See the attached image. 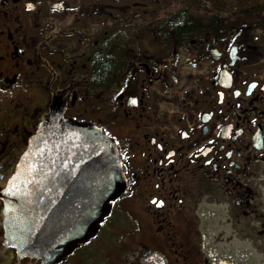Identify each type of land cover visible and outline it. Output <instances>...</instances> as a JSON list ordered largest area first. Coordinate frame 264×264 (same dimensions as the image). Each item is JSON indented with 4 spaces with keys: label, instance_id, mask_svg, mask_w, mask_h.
I'll use <instances>...</instances> for the list:
<instances>
[{
    "label": "flooded vegetation",
    "instance_id": "af4514ba",
    "mask_svg": "<svg viewBox=\"0 0 264 264\" xmlns=\"http://www.w3.org/2000/svg\"><path fill=\"white\" fill-rule=\"evenodd\" d=\"M258 1L0 0V264H42L6 244L3 193L52 105L111 138L127 180L74 255L210 264L217 221L264 252ZM123 201L137 231L117 236Z\"/></svg>",
    "mask_w": 264,
    "mask_h": 264
},
{
    "label": "water",
    "instance_id": "95a60500",
    "mask_svg": "<svg viewBox=\"0 0 264 264\" xmlns=\"http://www.w3.org/2000/svg\"><path fill=\"white\" fill-rule=\"evenodd\" d=\"M3 193L6 244L60 264L92 234L127 180L114 141L52 105Z\"/></svg>",
    "mask_w": 264,
    "mask_h": 264
},
{
    "label": "rangeland",
    "instance_id": "374dc122",
    "mask_svg": "<svg viewBox=\"0 0 264 264\" xmlns=\"http://www.w3.org/2000/svg\"><path fill=\"white\" fill-rule=\"evenodd\" d=\"M232 1L235 3V5H237L236 0ZM248 1L249 0H243V3L247 4ZM258 6L260 10L263 9L264 0H259ZM248 8H250V3L248 5ZM127 205L128 203L126 201L115 204V206H117V210L120 212V214H117L114 218L115 224H119L122 226L124 225L123 221L127 222V227L125 228H117L114 225L113 233H115L117 236H120L121 233H125V231L126 233L137 231L135 227L133 228L131 226V222H128L129 220L126 218L127 214L125 213V209ZM221 225L222 224L218 221L206 224L209 232L214 234V237L212 236L213 238L207 236L204 241V247L207 250V253L209 251L208 247L212 246L213 249L216 250L220 254V256H222V258H226L229 260V264H264V252H260L251 256L249 254L250 252H252V245L250 244V242L238 240L237 237L232 238V230H229L227 228L224 229ZM94 231L95 229L92 232L93 235L91 234L92 238L96 233ZM93 245L95 247L92 246L93 251L91 253H88L86 255L84 253H77L74 255L73 252L60 264H124L125 259H122L124 257L129 258L128 264L133 263V254L128 253L127 255H124L123 253H118L114 248H109V246H107L102 239L93 240Z\"/></svg>",
    "mask_w": 264,
    "mask_h": 264
},
{
    "label": "built area",
    "instance_id": "2783aa9c",
    "mask_svg": "<svg viewBox=\"0 0 264 264\" xmlns=\"http://www.w3.org/2000/svg\"><path fill=\"white\" fill-rule=\"evenodd\" d=\"M214 256H215V255H214ZM214 256H213V257H214ZM213 264H216V258H215V257L213 258Z\"/></svg>",
    "mask_w": 264,
    "mask_h": 264
},
{
    "label": "snow or ice",
    "instance_id": "6c2138e0",
    "mask_svg": "<svg viewBox=\"0 0 264 264\" xmlns=\"http://www.w3.org/2000/svg\"><path fill=\"white\" fill-rule=\"evenodd\" d=\"M132 102H133V103H135V101H134V100H133ZM154 202H155V201H154Z\"/></svg>",
    "mask_w": 264,
    "mask_h": 264
},
{
    "label": "trees",
    "instance_id": "16d2710c",
    "mask_svg": "<svg viewBox=\"0 0 264 264\" xmlns=\"http://www.w3.org/2000/svg\"><path fill=\"white\" fill-rule=\"evenodd\" d=\"M91 253V252H90Z\"/></svg>",
    "mask_w": 264,
    "mask_h": 264
}]
</instances>
